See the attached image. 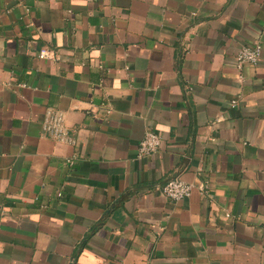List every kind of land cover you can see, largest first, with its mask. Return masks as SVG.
I'll use <instances>...</instances> for the list:
<instances>
[{
  "label": "crops",
  "instance_id": "1",
  "mask_svg": "<svg viewBox=\"0 0 264 264\" xmlns=\"http://www.w3.org/2000/svg\"><path fill=\"white\" fill-rule=\"evenodd\" d=\"M0 264H264V0H0Z\"/></svg>",
  "mask_w": 264,
  "mask_h": 264
},
{
  "label": "built area",
  "instance_id": "2",
  "mask_svg": "<svg viewBox=\"0 0 264 264\" xmlns=\"http://www.w3.org/2000/svg\"><path fill=\"white\" fill-rule=\"evenodd\" d=\"M262 45L258 42L253 44L241 45L235 56V64L239 67L243 64H256L260 56ZM53 52L49 48H41L38 52L40 58H51ZM232 105L236 103V100L231 101ZM41 129L48 136L54 138L57 141L71 143L72 138L69 135L66 125L64 123V116L60 110L54 108H46L41 121ZM161 143V136L154 132L147 130L143 137L138 142L137 157H147L155 152ZM71 163L70 159L66 160ZM200 193L206 192V185L201 182H188L178 177L167 178L160 185L161 194L170 200H182L189 198L194 191Z\"/></svg>",
  "mask_w": 264,
  "mask_h": 264
}]
</instances>
